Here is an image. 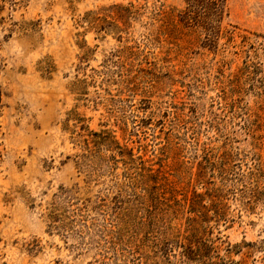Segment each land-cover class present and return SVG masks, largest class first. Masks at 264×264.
<instances>
[{"label":"rangeland","instance_id":"obj_1","mask_svg":"<svg viewBox=\"0 0 264 264\" xmlns=\"http://www.w3.org/2000/svg\"><path fill=\"white\" fill-rule=\"evenodd\" d=\"M0 0V264H264V0Z\"/></svg>","mask_w":264,"mask_h":264},{"label":"trees","instance_id":"obj_2","mask_svg":"<svg viewBox=\"0 0 264 264\" xmlns=\"http://www.w3.org/2000/svg\"><path fill=\"white\" fill-rule=\"evenodd\" d=\"M193 8L199 11V17L218 22L221 19L223 3L226 0H190ZM1 103V94H0Z\"/></svg>","mask_w":264,"mask_h":264}]
</instances>
